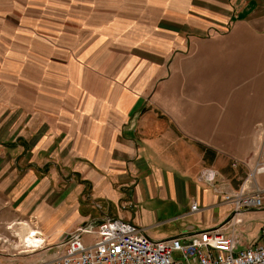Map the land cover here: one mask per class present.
Listing matches in <instances>:
<instances>
[{"label":"crops","instance_id":"crops-1","mask_svg":"<svg viewBox=\"0 0 264 264\" xmlns=\"http://www.w3.org/2000/svg\"><path fill=\"white\" fill-rule=\"evenodd\" d=\"M263 154L264 0H0V199L40 221L12 227L54 243L105 219L155 240L220 228L242 250L264 207L233 218L225 194Z\"/></svg>","mask_w":264,"mask_h":264},{"label":"built area","instance_id":"built-area-1","mask_svg":"<svg viewBox=\"0 0 264 264\" xmlns=\"http://www.w3.org/2000/svg\"><path fill=\"white\" fill-rule=\"evenodd\" d=\"M258 173L264 174V163L259 166ZM215 177L210 170L202 174L208 183ZM225 201L234 206V218L242 209H262L264 190L256 187L251 191L243 186L225 194ZM192 212H199L197 203L192 206ZM85 236L95 238L88 244ZM46 244L45 237L42 246ZM238 246L236 236L226 235L220 228L155 240L132 223L105 219L86 222L65 234L63 240L52 247L59 255L45 264H264V240L242 250Z\"/></svg>","mask_w":264,"mask_h":264},{"label":"rangeland","instance_id":"rangeland-1","mask_svg":"<svg viewBox=\"0 0 264 264\" xmlns=\"http://www.w3.org/2000/svg\"><path fill=\"white\" fill-rule=\"evenodd\" d=\"M36 1H41V0H36ZM25 2V0H19V3ZM87 18H89V15H85ZM67 21L69 19L67 18ZM114 47V53L118 54L121 56L123 53L122 47L119 46ZM264 163V154L262 155L261 159L257 163V166H255L254 171L249 172V173H244L241 174L242 180H241V186H250V188H254L255 185H260L259 180L264 176L263 173H258L259 165ZM202 173L200 174V177ZM5 196L1 197V202H2V208H3V213L0 215V264H40L42 261H47L50 262L52 261L55 257L59 255V252L57 249H52L53 246L58 245L64 238L62 236L56 243L52 241V239H47V244L44 246L43 250L40 249H23V246L21 244V239L18 236L23 233V230L20 229V226H16L19 222H17L13 227L12 225L15 223V221H22L30 224L31 228H40V221L35 219L33 214H27V217L22 216L21 217H16V215H12V217L16 219H9L8 216H6V211L9 210L8 205H5ZM200 209V207L198 206ZM162 211L159 213V219H167L170 218L172 219L174 215H176V212L172 213L169 212L168 215H164L165 210H172L168 204L162 205L161 206ZM185 209V208H184ZM190 209V205L188 207ZM196 213H193L192 215H196ZM193 216H187L184 218H180L178 220H173V221H167L159 226L156 227V230L160 232H166L169 234H173L174 236L176 233L184 230L183 224L188 225L189 223L195 222ZM59 223H54L52 229L58 225ZM73 223H63L61 225L62 229H67L69 228ZM51 229V230H52ZM37 231V230H35ZM172 236V237H174ZM95 237L93 236H85L84 240L86 243H92L93 239ZM44 239V237H43ZM43 248V247H42ZM40 250V251H39ZM38 251V252H37Z\"/></svg>","mask_w":264,"mask_h":264},{"label":"bare ground","instance_id":"bare-ground-1","mask_svg":"<svg viewBox=\"0 0 264 264\" xmlns=\"http://www.w3.org/2000/svg\"><path fill=\"white\" fill-rule=\"evenodd\" d=\"M37 235H41L38 231H30V232H23L21 235L18 234L20 237L21 244L24 248H33V249H42V243L44 242L43 236L38 237Z\"/></svg>","mask_w":264,"mask_h":264}]
</instances>
